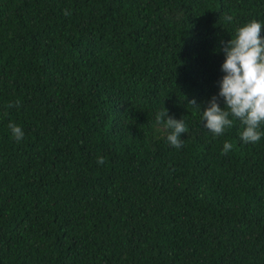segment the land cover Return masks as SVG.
Masks as SVG:
<instances>
[{
	"label": "trees",
	"instance_id": "obj_1",
	"mask_svg": "<svg viewBox=\"0 0 264 264\" xmlns=\"http://www.w3.org/2000/svg\"><path fill=\"white\" fill-rule=\"evenodd\" d=\"M253 19L264 0H0V264H264V137L189 104Z\"/></svg>",
	"mask_w": 264,
	"mask_h": 264
},
{
	"label": "clouds",
	"instance_id": "obj_2",
	"mask_svg": "<svg viewBox=\"0 0 264 264\" xmlns=\"http://www.w3.org/2000/svg\"><path fill=\"white\" fill-rule=\"evenodd\" d=\"M67 14V13H65ZM231 21V16H226ZM262 22L255 19L236 28L232 37L223 46L225 60L221 66L224 73L219 81V93L207 101V106L201 108L195 99L189 101L200 113V121L203 128L218 137L224 134L227 128H231L233 120L239 119L242 125L240 140L244 144L258 143L264 137V37L261 30ZM219 98H223L224 107L221 108ZM12 105H7L11 107ZM185 117L177 120L170 116L168 110L163 107L156 114L157 123H164L168 133L167 143L180 149L184 140L182 133H188L189 129ZM8 128L12 137L19 142L24 137L22 127L14 122H9ZM233 145L225 141L222 155L227 154ZM98 164H104L103 156L97 157Z\"/></svg>",
	"mask_w": 264,
	"mask_h": 264
}]
</instances>
